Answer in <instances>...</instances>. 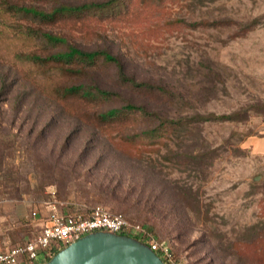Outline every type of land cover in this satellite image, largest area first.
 Instances as JSON below:
<instances>
[{
  "label": "rangeland",
  "instance_id": "1",
  "mask_svg": "<svg viewBox=\"0 0 264 264\" xmlns=\"http://www.w3.org/2000/svg\"><path fill=\"white\" fill-rule=\"evenodd\" d=\"M68 1L0 0V25H13L0 35V54L47 50L20 31L28 27L85 49L109 48L130 76L169 91L158 97L123 87V95L179 119L178 128L167 145L125 151L121 137L145 128L141 118L107 128L86 122L74 113L78 101L44 94L51 81L31 80L20 62L0 58V243L35 237L42 207L49 217L104 206L152 227L180 264H264V0H129L128 9L79 24L17 10ZM88 70L102 86L122 88L102 59ZM59 75L62 84L89 82Z\"/></svg>",
  "mask_w": 264,
  "mask_h": 264
},
{
  "label": "trees",
  "instance_id": "2",
  "mask_svg": "<svg viewBox=\"0 0 264 264\" xmlns=\"http://www.w3.org/2000/svg\"><path fill=\"white\" fill-rule=\"evenodd\" d=\"M129 0H71L68 2H62L54 6L51 10H46L36 6H18L17 10L25 14H29L34 18L40 19L42 22L55 23L61 22L64 19L72 20L73 23H83L85 19L90 16H108L119 13L121 10L128 9L130 6ZM13 25L9 23H3L0 25V35L4 33H10ZM26 36L38 37L43 42V47L47 50H43L41 47L12 51L11 47H7L0 58L6 62L16 65L20 62L26 70L24 75L35 81L39 76L46 78L52 82V85H46L44 82L41 87V91L50 96L59 98L61 100L68 101L70 103L74 101L79 102V110L74 112L78 116L86 121L95 124L99 127H109V125H118V123L131 118H141L145 123V128H142L139 132L133 133L132 136L121 137L122 149L127 151V145L138 144L149 145L162 144L164 139L170 136L171 129H177L179 124L178 120L167 121L161 116L160 112L148 108L146 105L137 103L132 98H126L123 95V87L136 93H145L149 95H155L158 97H164L165 94H169L166 87L153 84L149 81H138L134 77L130 76L126 71V64L123 59L115 55L109 48L102 49H85L77 46L76 44L69 43L67 38L63 35L54 33L49 30L40 28L35 30L28 27L26 31L20 30ZM20 33V32H16ZM51 45V47H49ZM4 47L0 43V52ZM100 59L103 62L111 64L115 67L120 89H113L102 86L97 81L93 74L89 73L88 67L95 64ZM18 64V63H17ZM68 74L82 78L89 77V82L69 81L68 83H58L57 79L59 74ZM36 83V82H35ZM37 84V83H36ZM39 85V82H38ZM113 98L122 100V104L117 107H110L106 110L98 112L95 108L96 104L103 101H108ZM134 116V117H133ZM203 119L206 116H201ZM222 118H229L231 115L220 116ZM147 137V138H146ZM148 139V142L146 140ZM152 141V142H150ZM151 145V144H150ZM128 147V146H127ZM136 156H141L143 151L137 149ZM128 212L126 209L123 212H117L127 217L124 212ZM150 232L153 231L149 226ZM152 230V231H151ZM154 234V232H152ZM138 240L134 234L128 233ZM166 264H174L168 260H165Z\"/></svg>",
  "mask_w": 264,
  "mask_h": 264
},
{
  "label": "built area",
  "instance_id": "3",
  "mask_svg": "<svg viewBox=\"0 0 264 264\" xmlns=\"http://www.w3.org/2000/svg\"><path fill=\"white\" fill-rule=\"evenodd\" d=\"M134 234L148 244L163 260L180 264L169 243L158 239L144 224L131 221L120 213L104 206H96L88 214H71L52 211L39 233L5 251H0V264H39L55 253L94 232Z\"/></svg>",
  "mask_w": 264,
  "mask_h": 264
},
{
  "label": "water",
  "instance_id": "4",
  "mask_svg": "<svg viewBox=\"0 0 264 264\" xmlns=\"http://www.w3.org/2000/svg\"><path fill=\"white\" fill-rule=\"evenodd\" d=\"M39 264H166L146 243L112 232L87 234Z\"/></svg>",
  "mask_w": 264,
  "mask_h": 264
},
{
  "label": "crops",
  "instance_id": "5",
  "mask_svg": "<svg viewBox=\"0 0 264 264\" xmlns=\"http://www.w3.org/2000/svg\"><path fill=\"white\" fill-rule=\"evenodd\" d=\"M42 216H43V218H42ZM48 209L47 208H45V207H42L41 209H40V211H39V214L37 215V219H39V223H38V227H40V228H42L43 226H44V224L47 222V219H48ZM39 233V232H38ZM21 244V243H20ZM16 245H18V244H9V243H7L6 245L5 244H2V243H0V251H5V250H7V249H9V248H11V247H14V246H16Z\"/></svg>",
  "mask_w": 264,
  "mask_h": 264
}]
</instances>
